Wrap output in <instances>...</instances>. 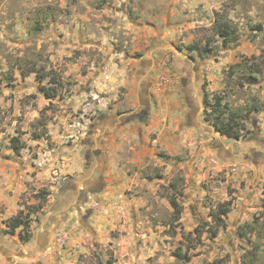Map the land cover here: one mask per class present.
<instances>
[{
    "label": "rangeland",
    "instance_id": "rangeland-1",
    "mask_svg": "<svg viewBox=\"0 0 264 264\" xmlns=\"http://www.w3.org/2000/svg\"><path fill=\"white\" fill-rule=\"evenodd\" d=\"M0 264H264V0H0Z\"/></svg>",
    "mask_w": 264,
    "mask_h": 264
},
{
    "label": "flooded vegetation",
    "instance_id": "flooded-vegetation-1",
    "mask_svg": "<svg viewBox=\"0 0 264 264\" xmlns=\"http://www.w3.org/2000/svg\"><path fill=\"white\" fill-rule=\"evenodd\" d=\"M143 97L145 98V100H140L139 104L137 105V107L132 110L129 109L128 111H119V112H115L112 114H108L105 116H98L96 118V121H94V123H91V137H87V139H85L84 141L80 142V145H82L85 149V160L86 163L89 161V165H94L93 166V170L91 169L89 171V177H91L92 174H94L92 176V178L90 179V181L92 182L91 186L95 187V186H99L102 184V170H101V164H100V158L101 156L98 153H89L90 150L89 148H92L94 145H96L95 143H99L101 140V137H98L97 132H101V133H105L106 136L105 137H109L111 136V134H114L118 129L122 128L125 125H128L129 123H132V121L134 122H138V124H144V122L146 121V119L149 116V104H150V96L149 93L147 91H143L142 92ZM125 113H128L126 119L124 121H122L123 119V115H125ZM101 122H104L105 125V130L102 129V126L99 125ZM101 126V127H100ZM100 128V129H98ZM94 129V130H93ZM94 144V145H93ZM88 152V153H86ZM88 165L85 166V168ZM90 185V184H89ZM89 193L87 192V190H83L82 187L79 188V191H77L76 189H72V195L75 197V199L77 200H83L85 198V195ZM50 223V221H49ZM52 226L51 225H46V228L44 229L43 234H41V239H47L49 240L52 239L53 235H52ZM51 231V232H50ZM50 234V235H49ZM49 235V237H48ZM19 239V238H18ZM2 240V239H1ZM30 241V239L26 242H21L19 240V242H21L22 244H26ZM50 242V241H49ZM40 246L42 247L43 244L42 242H40Z\"/></svg>",
    "mask_w": 264,
    "mask_h": 264
},
{
    "label": "trees",
    "instance_id": "trees-1",
    "mask_svg": "<svg viewBox=\"0 0 264 264\" xmlns=\"http://www.w3.org/2000/svg\"><path fill=\"white\" fill-rule=\"evenodd\" d=\"M217 34L219 36H222L223 37V41L225 43H229V41L231 40V32H230V29L228 28L227 23H220L218 25ZM45 94L48 97L50 96L48 90L45 91ZM221 101L222 100L220 98H218V97L214 101L215 107L217 109H212V112L214 111L216 114L218 113V115L214 119V121L212 122V126H213V128L216 131L221 132L222 135L231 136L230 135V129H229L230 128V125L229 124H225L224 125V123H223V124H220L219 125V123H217V121H219V118H220L219 117L220 113H224V111H223L224 109L221 110V107H222L221 106ZM231 118H232V121H230V122H234L235 119L233 118V116H231ZM233 138H238V135H234ZM226 212L227 211L223 212V215L226 214ZM11 227L13 229H17L19 227L22 228V231L18 235V238H19V240L21 242H26V241H28L30 239V233L27 232V229L29 228V222L28 221L23 220V219L22 220L16 219L15 221H13L11 223Z\"/></svg>",
    "mask_w": 264,
    "mask_h": 264
}]
</instances>
